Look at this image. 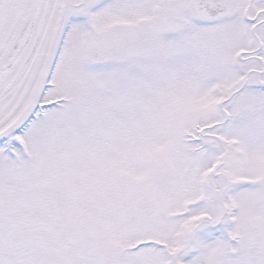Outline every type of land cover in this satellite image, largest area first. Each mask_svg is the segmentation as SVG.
Here are the masks:
<instances>
[{
    "label": "snow or ice",
    "instance_id": "1",
    "mask_svg": "<svg viewBox=\"0 0 264 264\" xmlns=\"http://www.w3.org/2000/svg\"><path fill=\"white\" fill-rule=\"evenodd\" d=\"M0 264H264V0H0Z\"/></svg>",
    "mask_w": 264,
    "mask_h": 264
}]
</instances>
